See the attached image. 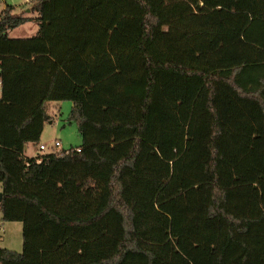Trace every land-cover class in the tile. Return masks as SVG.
Here are the masks:
<instances>
[{
    "label": "trees",
    "instance_id": "obj_1",
    "mask_svg": "<svg viewBox=\"0 0 264 264\" xmlns=\"http://www.w3.org/2000/svg\"><path fill=\"white\" fill-rule=\"evenodd\" d=\"M29 2L34 36L0 14V264H264V0ZM64 100L80 151L26 156Z\"/></svg>",
    "mask_w": 264,
    "mask_h": 264
},
{
    "label": "rangeland",
    "instance_id": "obj_2",
    "mask_svg": "<svg viewBox=\"0 0 264 264\" xmlns=\"http://www.w3.org/2000/svg\"><path fill=\"white\" fill-rule=\"evenodd\" d=\"M34 1H32L33 3ZM14 7L17 15L28 16L31 19L25 24L11 29L10 35L13 38L31 37L36 35L39 29L37 20L39 14L31 10L32 4L29 0H0V14L6 5ZM1 92V90H0ZM48 113L52 116V121L45 124L41 139L37 144H30L27 148V155L51 153L56 140L62 143V148H76L82 144V136L76 121H69L68 116L72 108V102L49 101L46 104ZM40 144L47 146L46 150L39 149ZM41 154V155H43ZM1 190V185H0ZM0 247L21 252L23 249V226L19 221H3L0 210Z\"/></svg>",
    "mask_w": 264,
    "mask_h": 264
},
{
    "label": "built area",
    "instance_id": "obj_3",
    "mask_svg": "<svg viewBox=\"0 0 264 264\" xmlns=\"http://www.w3.org/2000/svg\"><path fill=\"white\" fill-rule=\"evenodd\" d=\"M39 149L41 151L46 150L47 149V146L45 144H41L39 146ZM76 150L77 151H80V148H78V147H76V148L72 147V148L63 149L62 148V143L60 141L56 140L55 143H54V147H53V150H52L51 153H59V154L60 153H66V154H68V153L74 152ZM37 162H41V158H38L37 159Z\"/></svg>",
    "mask_w": 264,
    "mask_h": 264
},
{
    "label": "crops",
    "instance_id": "obj_4",
    "mask_svg": "<svg viewBox=\"0 0 264 264\" xmlns=\"http://www.w3.org/2000/svg\"><path fill=\"white\" fill-rule=\"evenodd\" d=\"M9 35H10V32H9ZM10 37H11V35H10ZM20 38H22V37H20ZM0 86H1V82H0ZM0 90H1V87H0ZM50 114V113H49ZM50 116H51V114H50ZM41 145V144H40ZM39 145V146H40ZM28 148V147H27ZM37 154V153H36ZM36 154H32V155H27V149H26V151H25V155L26 156H28V157H38V156H40L41 154H43V153H41V154H38V155H36ZM1 191V190H0Z\"/></svg>",
    "mask_w": 264,
    "mask_h": 264
},
{
    "label": "water",
    "instance_id": "obj_5",
    "mask_svg": "<svg viewBox=\"0 0 264 264\" xmlns=\"http://www.w3.org/2000/svg\"><path fill=\"white\" fill-rule=\"evenodd\" d=\"M3 199V193L0 191V202L2 201Z\"/></svg>",
    "mask_w": 264,
    "mask_h": 264
}]
</instances>
